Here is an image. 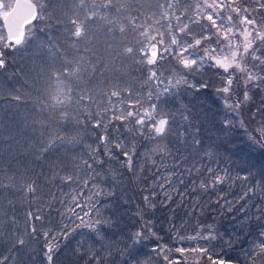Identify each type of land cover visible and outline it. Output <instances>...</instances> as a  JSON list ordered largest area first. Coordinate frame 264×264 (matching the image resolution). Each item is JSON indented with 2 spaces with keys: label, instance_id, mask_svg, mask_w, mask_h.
I'll return each mask as SVG.
<instances>
[{
  "label": "snow or ice",
  "instance_id": "6c2138e0",
  "mask_svg": "<svg viewBox=\"0 0 264 264\" xmlns=\"http://www.w3.org/2000/svg\"><path fill=\"white\" fill-rule=\"evenodd\" d=\"M0 22V70L9 53L34 49L36 62L19 87L0 79V144L11 141L10 159L0 155V264H60L81 228L100 245L80 242L82 264H144L138 250L153 240L157 264L186 253L264 264V169L230 164L237 139L264 156V0H0ZM209 90L221 105L215 136ZM244 110L247 122L236 119ZM126 174L145 193L131 229L120 227ZM212 197L218 210L202 218ZM158 204H173L166 229Z\"/></svg>",
  "mask_w": 264,
  "mask_h": 264
},
{
  "label": "trees",
  "instance_id": "16d2710c",
  "mask_svg": "<svg viewBox=\"0 0 264 264\" xmlns=\"http://www.w3.org/2000/svg\"><path fill=\"white\" fill-rule=\"evenodd\" d=\"M0 24H2V22H0ZM32 53H33V50H31L30 54H32ZM11 55L12 54L9 53L10 63L8 65V67L4 70H0V73H2V75H0V79H2L4 81L6 87H19V85L21 83H23V79H22V77H23V71H22L23 65L25 63H29V61H31V59L29 60V58H27V60H25L23 55H18L16 57L15 61H11ZM33 69L34 68L31 66L29 71H31ZM12 73H15L16 75L12 76L11 75ZM137 75H139V74H137ZM139 84L141 87H143L142 83H139ZM136 86L140 87L138 85H136ZM4 115H5L4 112H0V119H2L4 117ZM20 115H21V117H23L24 115H26V113L23 110H21ZM3 130L5 132L8 131L7 127H5ZM85 140H87L88 142H92L93 137L87 136V137H85ZM10 143H11V141L7 138V136H5L3 144H0V155L4 156L6 160L10 159V157H9V144ZM237 183H239V182H237ZM123 186H124V183H123ZM131 188L127 187V190L129 192H132L133 189H131ZM136 189L140 190L142 195L145 194L143 192L142 188H140L139 186H137ZM136 189H134V190H136ZM125 190H126V188H125ZM235 191L238 192L239 189L236 188ZM118 195H122L120 189H118ZM122 197L123 196H121V198ZM157 199H159V197H157ZM173 203H175V201H173ZM172 207H173V204H169L167 209L162 208L159 204L157 205V210L155 212L154 219L159 220V218L161 217L159 220L161 223L156 225L158 230H161V224H163L166 217L171 214L170 209ZM125 209H127V208L125 207ZM217 210H218V205H216L214 203V197H212L205 206L204 217H202V218L214 216L216 214ZM123 211H124V208L122 207L121 213ZM21 215H22V213H21ZM129 215L132 216V212L131 213L129 212ZM181 217H183V212L180 209H177V222H179V218H181ZM218 219L220 221V228L222 231H230L231 230L233 224L229 222L230 217L226 218V217L221 216ZM37 223H39V222H37ZM121 225H123L122 221L120 223V227L122 228ZM129 225H130V222H126V220H125V224L123 225V227L126 226L127 228L131 229L132 226H129ZM163 227L166 229L167 225L163 224ZM187 230L189 232L191 231V225L188 226ZM105 231H107V229ZM109 235L111 236V234H109ZM162 235L164 237V242H167L169 244L172 243V241L168 239V232L167 231H162ZM90 236H91V233L88 231V229H85V228L78 229L76 233H73L72 236L69 237L68 241L64 242L65 246L62 248L60 264H82V261H80L79 258L74 254L75 250L81 246L80 242L83 241L85 246H87L88 244H91V243H96L97 248H99V246H100L98 242H95L93 239H90ZM111 238L116 239L117 237H111ZM146 243H147L146 245L139 248L138 253H137V259L144 262V264L149 263V261H145V260H149V259H152L155 257V253L152 251V245L155 244L156 241L153 240V241H149ZM5 249H6V245H0V253L7 255L8 253L5 251ZM186 254H187V256H189V258L196 256V253H186ZM197 255L199 256V254H197ZM183 259H184V257L181 258V261ZM184 262H182V263H184ZM36 264H40L39 258H37ZM202 264H210V262H208L206 259L202 258Z\"/></svg>",
  "mask_w": 264,
  "mask_h": 264
},
{
  "label": "rangeland",
  "instance_id": "374dc122",
  "mask_svg": "<svg viewBox=\"0 0 264 264\" xmlns=\"http://www.w3.org/2000/svg\"><path fill=\"white\" fill-rule=\"evenodd\" d=\"M54 3H55V0L52 2V4H54ZM31 50H33V52H34V49H30L28 51H24L22 54L21 53L16 54V57L18 55H23L25 60H27V58H29V60L31 59V61H29V63H25L23 65V68H22L23 72L29 71L31 66L33 68L36 67V62L32 59L33 53L30 54ZM122 78H124V76H122ZM198 78L208 80L210 77L207 75H204V76L198 77ZM212 79H215V78H212ZM130 83H133V84L140 86V84H137V82H136V77H133L131 79ZM142 86H143V84H142ZM213 95H214L213 90H209L207 95L202 96L201 99L206 101V103L204 105V108L206 110V121H207L206 127L212 128V135L215 136L218 134V133H216V127H218L219 125L216 124L214 126L211 123V121L213 120L214 116H215L217 121L219 119H221V115H219V113L221 111V105H220V102L218 100L213 99ZM190 98L191 97L186 98V101H187V99H190ZM199 105H200V102L197 101L196 106L199 107ZM236 119L237 120H244L246 122L249 121L250 117L248 115L247 110H244L243 112L237 113ZM255 125H256V122H252V126L255 127ZM233 131H234V133L240 131L239 126L237 127V129H234ZM141 148H143V143L141 144ZM244 161H249L251 164L255 165V167L252 169V171L254 173H257L261 169H264V156L260 155L259 153H252L251 155H249V149L247 148L246 143H244L241 139H237V145H236V148H235L233 154L231 155L230 164L234 167V169L236 171H246L247 165L244 163ZM130 177H131V174L124 175V177H123L124 186L123 185L120 186L119 189L121 190V193H122L121 196H123L122 200L126 199L129 201L128 204L123 205L124 209H125V207L127 208V212L125 213V211H123L121 213V215L124 217V219L122 220V224L124 225L125 220H126V222H130L129 226L133 227V222H134L135 218L133 216H130L129 212L131 213L132 210H134L136 208L137 203L142 200V194H141L140 190L136 189L138 184L133 183L132 179ZM127 187H129V188L132 187L131 188V189H133L132 192H129L127 190ZM125 188H126V190H125ZM134 189H136V190H134ZM160 218H159V220H160ZM123 225H121L122 228H124ZM197 254L198 253H196V256H193L191 258H189V256H187V254H185L186 256H184V259L181 261V263L184 261H187V264H196V261L199 260L200 264H202V258L200 256H198ZM176 255L178 256V253ZM145 261H149V263H147V264H157V261L154 258L149 259V260H145ZM182 264H184V263H182Z\"/></svg>",
  "mask_w": 264,
  "mask_h": 264
},
{
  "label": "flooded vegetation",
  "instance_id": "af4514ba",
  "mask_svg": "<svg viewBox=\"0 0 264 264\" xmlns=\"http://www.w3.org/2000/svg\"><path fill=\"white\" fill-rule=\"evenodd\" d=\"M54 0H49V2L52 4V2H53Z\"/></svg>",
  "mask_w": 264,
  "mask_h": 264
}]
</instances>
